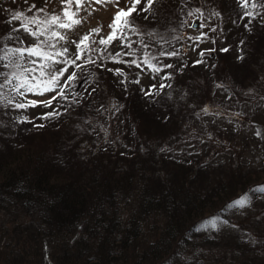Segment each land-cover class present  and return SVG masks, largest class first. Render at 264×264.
Wrapping results in <instances>:
<instances>
[{
    "label": "trees",
    "instance_id": "16d2710c",
    "mask_svg": "<svg viewBox=\"0 0 264 264\" xmlns=\"http://www.w3.org/2000/svg\"><path fill=\"white\" fill-rule=\"evenodd\" d=\"M231 1L236 3L229 8L232 22L217 31L230 34L232 48L218 51L217 62L220 56L242 59L247 43L258 44L255 50L264 53V22L259 20L264 4L261 14L253 1L247 7ZM143 2L131 14L139 34L126 33V42L139 43L131 50L115 40L103 52L104 57L135 52L122 57L129 63L111 62L94 51L96 63L77 61L84 66L75 69L77 79L64 89L67 100L53 101L52 108L0 106V264H264V227L258 220V229L249 219L236 227L224 225L238 207L228 205L248 193L254 200L264 194L259 190L264 189V162L261 168L235 172L209 161L202 151L186 159L171 150L182 139L184 123L200 108L189 100L199 102L202 93L206 100L210 78L186 44L171 41L187 34L181 26L187 0H154L152 9L138 17ZM27 3H0V37H13L3 41L9 47L30 45L23 30L11 31L20 23H9L16 12L37 15L41 7L29 12ZM168 42L179 53H167V62L161 48ZM149 56L162 71L154 73L142 63ZM133 59L139 68L130 63ZM150 89L152 94L145 95ZM111 104L120 117H105L104 127L98 125ZM53 109L61 115L37 119ZM25 117L34 123L22 122ZM261 135L264 145V130ZM213 218L215 227L197 230Z\"/></svg>",
    "mask_w": 264,
    "mask_h": 264
},
{
    "label": "rangeland",
    "instance_id": "374dc122",
    "mask_svg": "<svg viewBox=\"0 0 264 264\" xmlns=\"http://www.w3.org/2000/svg\"><path fill=\"white\" fill-rule=\"evenodd\" d=\"M250 1L259 4L258 11L262 14L260 4H264V1L248 0V2ZM10 2L12 0H0L1 4H10ZM27 4H31L30 6L34 4L36 6L34 9L41 7L49 15L62 14L64 8L62 0H29ZM131 4L132 0H107L105 3H95V0L89 3L88 0H84L83 7L78 15L81 23L75 25L72 29L59 31L65 35L66 40L60 41L58 47L67 46L71 49V54L76 51L72 41H78L85 34H90L92 40L98 37H107L111 32L109 25L113 23L115 14L120 9L125 10L130 7ZM186 4L184 16L181 18V26L187 34L186 36H175L171 41L176 46L181 45L180 47H184L186 44L188 51L190 49V56L194 60L201 61L202 70L210 78L208 80L210 88L207 87L208 96L206 100H204L203 93L199 102L189 100L199 103L197 106H200V108L193 115V120L184 123L186 124V130H183L182 139L173 142L174 145H171L170 148L172 151L180 152L181 155H179L186 159L197 157L194 151H202L207 155L209 161L214 164L223 162L225 167L232 166L235 172L261 168L264 162V145L261 142L259 143V138L261 140L263 136L261 131L264 130V53L255 50L259 48L258 44L255 46L254 43H247L242 52L243 62L238 56L234 59L220 56V61L217 62V52L231 47V44L227 41L230 34H224V31L219 32L217 29L218 27L224 29L228 23L232 22L229 8L236 3L231 0H187ZM72 10L75 11V5H73ZM36 13L39 16L41 14V18L45 15V13L37 10ZM215 13H219V15ZM144 15V13H140L137 16ZM196 18L200 19L198 27L193 25ZM259 18L261 22H264L262 16ZM98 28L101 31L99 34H94L92 30ZM213 29L216 31L214 34ZM23 35L26 41L32 45L35 39L29 34L23 33ZM137 43L139 42L136 40L133 42L131 50L134 49ZM91 47L96 49L97 46L93 45ZM172 50L174 49L169 47V42L161 48V51L165 53V56L162 57L167 62L171 60L167 53L172 52ZM173 52L179 53L176 50ZM201 52L204 53L203 56L200 55ZM141 56L143 57V55ZM59 67H63V65H57V68ZM71 69L69 68V73L72 72ZM255 71H258L257 74H254ZM67 75L68 73L62 78L61 83H64ZM139 76L144 78V75ZM54 94V92H50L43 96H34V98L43 101L48 100ZM95 101L98 102V105L102 104L101 100L95 99ZM201 101H204L205 105ZM107 103H112V101L109 100ZM103 111L105 112L98 117V125L101 122L103 123L105 117L112 118L115 116L114 119L120 117L119 111L116 110L113 104L108 105V109ZM96 116L92 118L96 119ZM166 130L169 131V128L163 131ZM167 133L162 132L161 135ZM165 139L167 138L165 137ZM168 144H163L165 145L163 148L169 149ZM261 188H264V186ZM245 196L247 197L245 206L236 207L230 218L224 221V225L236 227L240 226L243 219H249L250 225L258 229L256 223L258 220L263 228L264 194H257L256 200H254L255 198L252 199L250 193L243 197Z\"/></svg>",
    "mask_w": 264,
    "mask_h": 264
},
{
    "label": "snow or ice",
    "instance_id": "6c2138e0",
    "mask_svg": "<svg viewBox=\"0 0 264 264\" xmlns=\"http://www.w3.org/2000/svg\"><path fill=\"white\" fill-rule=\"evenodd\" d=\"M92 3L93 0H88ZM107 0H95V3H105ZM154 0H144V6L139 9L140 13L148 12L152 9ZM244 7L248 6V0H240ZM64 8L62 14L49 15L43 8L38 9V12L45 13L41 18L39 15L29 17L23 12H16L12 15V22H19V28H12V32H18L23 30L35 39V43L29 46L21 47H9L3 41L7 39H13L10 35L6 34L4 37H0V106L5 108H12L15 110H22L27 108H35L38 105H43L46 108H52L53 101L58 99L67 100V96L64 94V89L67 88L73 81L77 79V72L75 69H80L83 64L77 63V61H85V63H96L97 60L92 56V52L95 51L100 54L101 58L112 60L120 63H129L122 59L123 56H135V52L116 53L115 55L109 53L107 57L103 56V52L107 50L108 46L115 40L121 41V47L131 48L132 44L128 41L127 32H133L139 34L138 25L132 19V12L136 11V6L141 3V0H132L131 7L127 11L120 9L113 18V23L109 25L111 29L110 34L107 37H102L97 42L92 40L90 34L83 35L78 41H72L75 45L76 51L70 54V49L67 47H58L60 41H65L66 37L55 29H72L75 25L81 23L78 19L79 11L83 7L84 0H62ZM73 5H75V11H73ZM256 7L255 4L252 5ZM36 6L33 4L28 11L31 12ZM219 15V13H215ZM251 15L250 13L248 14ZM147 19V17H145ZM247 27V25H246ZM101 29H94V34H99ZM215 31V29H213ZM18 43L23 45V41L19 38H15ZM90 41V43H89ZM99 43L104 46L102 49H93L92 44ZM214 51V49H213ZM221 51H227V49H221ZM164 55V53H161ZM170 56H175L176 52L169 53ZM204 55L203 52L200 53ZM153 57L145 58L142 63L152 69L154 73H159L163 69L152 65ZM137 68L140 64L136 63L133 59L130 62ZM201 63V61H196ZM57 65H63V67L57 68ZM165 68H171L172 65H165ZM69 68L74 70L69 73ZM113 71V69H109ZM117 74L123 75L119 70H115ZM68 73L67 79L64 83H61L62 78ZM167 78V77H165ZM123 82V81H122ZM139 83V81H134ZM161 87H166L161 84ZM155 88V85L152 86ZM59 89V91H57ZM5 90L9 95H5ZM54 92L48 100H26L29 95L43 96L46 93ZM14 94V95H13ZM151 89L145 92V95H151ZM15 97H22L26 100H15ZM61 113L58 109H53L50 112H45L38 116L37 119L48 120L50 118H56ZM22 122L34 123L32 120H28L26 117ZM35 127H43V124L36 125ZM264 191V189H259ZM247 203V197L237 199L233 204L228 207L240 206L243 207ZM217 218H213L204 224L200 225V230L208 226L215 227Z\"/></svg>",
    "mask_w": 264,
    "mask_h": 264
},
{
    "label": "water",
    "instance_id": "95a60500",
    "mask_svg": "<svg viewBox=\"0 0 264 264\" xmlns=\"http://www.w3.org/2000/svg\"><path fill=\"white\" fill-rule=\"evenodd\" d=\"M199 18H196L195 20H194V27H198V25H199Z\"/></svg>",
    "mask_w": 264,
    "mask_h": 264
}]
</instances>
